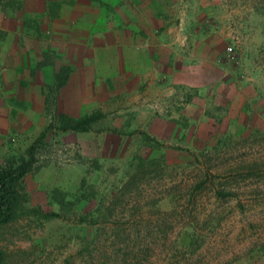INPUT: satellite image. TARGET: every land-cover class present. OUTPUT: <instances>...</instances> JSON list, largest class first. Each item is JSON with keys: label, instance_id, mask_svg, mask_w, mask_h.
Instances as JSON below:
<instances>
[{"label": "rangeland", "instance_id": "rangeland-1", "mask_svg": "<svg viewBox=\"0 0 264 264\" xmlns=\"http://www.w3.org/2000/svg\"><path fill=\"white\" fill-rule=\"evenodd\" d=\"M21 2L0 0V51ZM199 10L203 28L226 37L224 78L242 96L210 107L214 128L198 145L160 146L137 130L122 156L88 158L53 111V87L35 122L16 118V102L4 118L0 94V125H23L0 134V165L35 160L16 217L0 224L2 264H264V0Z\"/></svg>", "mask_w": 264, "mask_h": 264}, {"label": "crops", "instance_id": "crops-1", "mask_svg": "<svg viewBox=\"0 0 264 264\" xmlns=\"http://www.w3.org/2000/svg\"><path fill=\"white\" fill-rule=\"evenodd\" d=\"M21 3L16 26L3 30L2 116L13 119L17 108L22 122L46 117L53 87L57 116L100 114L89 130L72 131L88 158L122 156L137 130L160 146L198 145L214 128L210 107L227 93L232 109L242 96L220 63L226 37L202 26L201 0ZM21 124L0 125V134Z\"/></svg>", "mask_w": 264, "mask_h": 264}, {"label": "trees", "instance_id": "trees-1", "mask_svg": "<svg viewBox=\"0 0 264 264\" xmlns=\"http://www.w3.org/2000/svg\"><path fill=\"white\" fill-rule=\"evenodd\" d=\"M100 116L93 113L79 119H73L65 115L59 116L63 130L87 131L91 123ZM33 151H29V158H22L18 164L0 165V224L14 219L20 208L21 198L17 184L31 170L35 162ZM4 252L0 248V264L4 261Z\"/></svg>", "mask_w": 264, "mask_h": 264}]
</instances>
